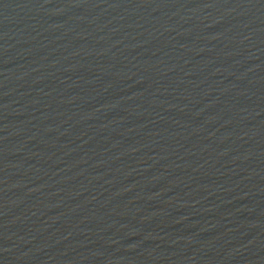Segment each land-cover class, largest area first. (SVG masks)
<instances>
[{"label":"water","instance_id":"water-1","mask_svg":"<svg viewBox=\"0 0 264 264\" xmlns=\"http://www.w3.org/2000/svg\"><path fill=\"white\" fill-rule=\"evenodd\" d=\"M0 264H264V0H0Z\"/></svg>","mask_w":264,"mask_h":264}]
</instances>
